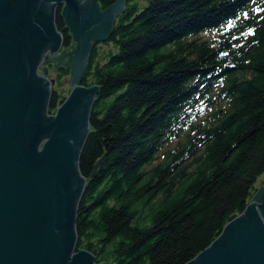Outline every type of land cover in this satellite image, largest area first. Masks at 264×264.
Returning <instances> with one entry per match:
<instances>
[{
	"label": "trees",
	"instance_id": "16d2710c",
	"mask_svg": "<svg viewBox=\"0 0 264 264\" xmlns=\"http://www.w3.org/2000/svg\"><path fill=\"white\" fill-rule=\"evenodd\" d=\"M134 7L113 48L93 45L80 80L99 95L79 159L76 246L98 264H186L264 173V0ZM56 27L67 45L60 17Z\"/></svg>",
	"mask_w": 264,
	"mask_h": 264
},
{
	"label": "water",
	"instance_id": "95a60500",
	"mask_svg": "<svg viewBox=\"0 0 264 264\" xmlns=\"http://www.w3.org/2000/svg\"><path fill=\"white\" fill-rule=\"evenodd\" d=\"M124 2L101 10L97 0H0V264H98L76 246L87 180L79 159L99 95L98 85L80 80L93 45L110 37ZM59 7L75 46L54 56L63 44ZM65 56L72 89L50 113L45 64ZM186 264H264V180Z\"/></svg>",
	"mask_w": 264,
	"mask_h": 264
},
{
	"label": "flooded vegetation",
	"instance_id": "af4514ba",
	"mask_svg": "<svg viewBox=\"0 0 264 264\" xmlns=\"http://www.w3.org/2000/svg\"><path fill=\"white\" fill-rule=\"evenodd\" d=\"M97 1H98V5H99L100 9L103 10L104 9L103 4L100 2V0H97ZM140 1L141 0H139V2ZM130 4H131L130 0H125L124 9L119 14H117V16L114 19L113 24H115L117 21L121 20L125 16L126 10L130 9ZM61 8L62 7H59V9L57 10V13H56L57 17H60ZM96 44H98V43H96ZM96 44H94V45H96ZM74 45H75V43L73 42V40L71 39V36H70V42L67 45L62 44L60 50L56 54H54V56L70 52L71 49L74 47ZM69 58H70V56H65L63 58L58 59L56 62L49 61L45 64V66L47 67V70H48L47 77L50 81L53 95H55V103H56L54 105V106H56L55 110L61 104V102L63 100H65V98L68 96V95L66 96L64 94L62 87H63V85H66L67 81L69 83L70 78H71L70 77L71 76L70 66H68V64H66V62L69 63ZM51 73H54L55 75L51 76ZM70 88L72 89L71 85H70ZM71 89H70V91H71ZM69 92H68V94H69ZM53 95H52V97H53ZM55 110H52V113Z\"/></svg>",
	"mask_w": 264,
	"mask_h": 264
},
{
	"label": "rangeland",
	"instance_id": "374dc122",
	"mask_svg": "<svg viewBox=\"0 0 264 264\" xmlns=\"http://www.w3.org/2000/svg\"><path fill=\"white\" fill-rule=\"evenodd\" d=\"M139 2V0H130V8L131 7H134L137 3ZM135 8V7H134ZM57 13V12H56ZM59 17H57L56 16V21H57V19H58ZM60 19H62L61 17H60ZM125 19H127V17H123L121 20H125ZM63 21V20H62ZM118 22V21H117ZM116 22V23H117ZM115 23V24H116ZM114 24V25H115ZM69 34V33H68ZM75 46V45H74ZM108 47H111V48H113L114 46H113V44H112V42H109V41H106V43H103V44H101V46L99 47V49H98V52L99 53H101V52H103V51H106L107 50V48ZM74 48V47H73ZM72 48V49H73ZM71 49V50H72ZM68 53V52H67ZM66 64H68V66H70V58H69V63H67L66 62ZM55 74L54 73H51V76H54ZM71 77V76H70ZM71 79V78H70ZM62 89H63V92H64V94L67 96L68 95V92L70 91V82L68 83V81H67V83H66V85H63V87H62ZM60 106V105H59ZM58 106V107H59ZM57 107V108H58ZM56 108V109H57ZM55 110V109H54ZM263 180H264V173L262 174V175H260L258 178H257V181H256V185H257V187H259V185L263 182Z\"/></svg>",
	"mask_w": 264,
	"mask_h": 264
}]
</instances>
